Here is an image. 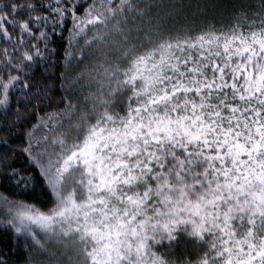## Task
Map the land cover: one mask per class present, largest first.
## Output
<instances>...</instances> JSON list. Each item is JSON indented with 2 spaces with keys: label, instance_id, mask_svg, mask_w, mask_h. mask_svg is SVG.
Here are the masks:
<instances>
[{
  "label": "snow or ice",
  "instance_id": "obj_1",
  "mask_svg": "<svg viewBox=\"0 0 264 264\" xmlns=\"http://www.w3.org/2000/svg\"><path fill=\"white\" fill-rule=\"evenodd\" d=\"M0 126L24 264H264V0H0Z\"/></svg>",
  "mask_w": 264,
  "mask_h": 264
},
{
  "label": "trees",
  "instance_id": "obj_2",
  "mask_svg": "<svg viewBox=\"0 0 264 264\" xmlns=\"http://www.w3.org/2000/svg\"><path fill=\"white\" fill-rule=\"evenodd\" d=\"M70 27L71 23L69 22L62 33L58 30L57 34L54 37V44L51 45L52 47H55L56 52L50 57V59L55 62V66L51 68L50 73L52 75L53 90L57 92L58 96L63 92L60 87L58 76L59 73L63 71L65 49L73 53L76 51L75 48L69 43L71 37L67 29ZM73 64L75 65L76 62L73 61ZM79 67L82 68L84 67V65L81 64L79 65ZM40 71H43V69L41 68ZM42 107L44 106L42 105ZM21 110L23 111V106L21 107ZM45 110L51 112L55 109L46 108ZM21 123L24 124L27 128H31L32 124L35 123V120L32 117H27ZM24 130L25 129L22 128L21 133H17V135L11 138L13 146H26L22 136V132ZM5 131L6 129L0 126V134H3ZM47 131L48 129H42L38 132V135H43ZM15 164L17 167H26V161L23 156L18 155L15 159ZM28 171H31L34 176L38 174V170L35 169H28ZM0 193L8 196L9 199L27 200L28 202L36 203L38 207L44 209L51 206L48 201L49 194L41 187L40 182L36 184L35 191H25L22 187H14L12 183L7 182L6 178H0ZM3 211L4 209L0 208V213H2ZM181 243H183V239ZM176 251L177 253L181 252V247L179 245L177 246ZM0 253H3L9 259V264H24V260L26 257L24 242L22 240H18L11 232V230L6 229L3 225H0Z\"/></svg>",
  "mask_w": 264,
  "mask_h": 264
}]
</instances>
